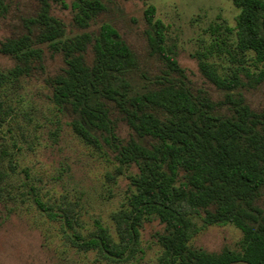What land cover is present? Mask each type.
Wrapping results in <instances>:
<instances>
[{"label":"trees","instance_id":"trees-1","mask_svg":"<svg viewBox=\"0 0 264 264\" xmlns=\"http://www.w3.org/2000/svg\"><path fill=\"white\" fill-rule=\"evenodd\" d=\"M230 1L239 9L231 56L244 62L251 52L260 68L250 71L241 65L220 74L199 59L203 79L192 90L165 45V25L155 19L152 5L143 11L145 28L139 35L103 23L65 38L67 25L51 13L52 4L63 0H0V26L7 20L9 27L0 54L16 61L10 77L30 75L35 63L42 68V45L51 54L60 53L63 69L44 80L52 102L69 111L79 137L97 144L94 133L104 134L121 164L139 168L128 208L113 215L119 241L98 227L83 246L126 260L142 222L157 219L165 230L159 237V264H264V212L254 205L264 186V113L253 114L245 99L264 82V0ZM71 8L70 29L84 31L106 6L101 0H71ZM145 54L160 63L146 71L140 58ZM136 69L146 77L140 91L133 88ZM205 90L220 92L221 100L212 101ZM115 111L129 130L126 139L115 133L110 118ZM199 212L205 224L237 226L243 234L239 250L189 248L193 215Z\"/></svg>","mask_w":264,"mask_h":264},{"label":"rangeland","instance_id":"rangeland-1","mask_svg":"<svg viewBox=\"0 0 264 264\" xmlns=\"http://www.w3.org/2000/svg\"><path fill=\"white\" fill-rule=\"evenodd\" d=\"M106 9L84 31L71 30L74 12L71 0L53 3L51 13L67 26L65 38L92 32L103 23L126 28L139 35L145 28L144 9L155 7V19L165 25V45L196 90L202 77L197 62L212 63L220 74L243 65L256 71L252 53L246 61L232 57L236 16L239 9L230 0H101ZM8 21L0 26V41L9 34ZM41 67L35 63L30 75L10 77L16 61L0 54V264H159L163 247L159 237L164 224L145 220L138 240L126 260L116 261L96 248L83 246L98 227L118 242L113 215L128 208L134 193L132 180L139 174L135 164H121L104 134L89 143L72 129L68 110L51 100L45 78L64 67L60 53L51 54L42 45ZM145 70L154 68L157 57H140ZM160 63V62H159ZM145 74H148L145 72ZM142 72L132 76L135 91L145 86ZM218 102L220 92L205 90ZM253 114L264 113V82L245 97ZM120 139L129 130L118 111L110 115ZM41 203L39 207L35 203ZM264 212V186L254 198ZM203 213L193 215L195 232L188 247L206 253L238 251L242 231L232 223L205 224ZM68 219V223L66 222ZM179 264V262H176Z\"/></svg>","mask_w":264,"mask_h":264},{"label":"water","instance_id":"water-1","mask_svg":"<svg viewBox=\"0 0 264 264\" xmlns=\"http://www.w3.org/2000/svg\"><path fill=\"white\" fill-rule=\"evenodd\" d=\"M226 264H250V263L245 260H236V261H232Z\"/></svg>","mask_w":264,"mask_h":264}]
</instances>
